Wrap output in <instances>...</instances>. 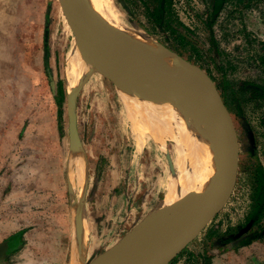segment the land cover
Instances as JSON below:
<instances>
[{"label": "rangeland", "instance_id": "obj_1", "mask_svg": "<svg viewBox=\"0 0 264 264\" xmlns=\"http://www.w3.org/2000/svg\"><path fill=\"white\" fill-rule=\"evenodd\" d=\"M116 1L122 2L123 8L117 7L124 25L136 26L166 46L180 47L174 31L185 33L193 46L187 44L191 52L186 48L180 52L215 82L238 141L229 192L206 227L168 264H264V236L241 246L243 236L226 241L241 228L248 236L264 227V214L246 225L260 185L259 171L264 174V0H227L209 24L207 0H170L166 29L154 27L148 15L156 0ZM53 2L60 4L0 0V176L10 168L14 197L10 211L2 204L0 214L10 212L17 225L9 255L12 264H70L68 221L54 215L62 209L66 215L70 212L67 199L64 206L60 205L64 197L56 199L59 193L64 195L72 130L82 143L90 175L85 197L90 252L84 264L98 252L108 256L119 242L131 244L138 225L162 205L169 174L176 173L170 137L164 138L163 148L149 134L141 143L119 100L118 87L95 68L88 79H78L77 89L71 87L73 124L69 121L67 60L75 42L68 23L51 15ZM31 186L32 202L26 198ZM40 196L49 198V207L45 208L47 198ZM65 223L68 236L62 239L48 242L34 232Z\"/></svg>", "mask_w": 264, "mask_h": 264}, {"label": "bare ground", "instance_id": "obj_2", "mask_svg": "<svg viewBox=\"0 0 264 264\" xmlns=\"http://www.w3.org/2000/svg\"><path fill=\"white\" fill-rule=\"evenodd\" d=\"M86 1L97 18L103 21L128 46L155 58L171 73H181L186 76L200 78L198 74L202 71L197 66L185 60V58L154 37L143 34L136 26L124 25L118 15V12H120L118 4L121 6L120 2L116 0ZM51 15L57 22L66 25L67 18L65 17L61 3L57 6L53 2ZM67 27H70L75 42L74 49L70 50L67 60V91L69 92L68 95H70V93L72 94L71 87H76L78 79L81 76L83 77L89 69L95 68L97 70V65L83 54L76 43L73 29L70 25ZM99 73L103 77H107L105 74ZM90 76L91 72L85 79H88ZM112 83L118 87L119 100L124 105L127 116L132 120L133 128L136 131L134 133L140 137V139L138 137V140L142 143L144 135L149 134L163 148L164 145L162 143L164 142V138L170 137L175 152L173 162L176 173L169 174L165 182V195L162 205L143 219L140 224L145 221L144 226L134 236L132 243L121 252L118 264H134L138 260L135 255H139L147 241L162 227L163 222L167 219L168 216L165 213V208H168L172 202L182 196L181 211L187 210L197 193L201 191L209 176L213 173L217 157V130L200 113L189 110L183 105L173 103L167 97L145 94L147 95L146 98L150 97L152 100H144L143 98L130 95L128 91L124 90L126 86H123L121 83L117 84L114 81ZM212 83L215 84L213 79ZM154 99H157V101ZM223 103L227 108L224 100ZM68 152L67 169L69 181L71 185H78L80 191L79 199L75 200L73 198L74 202L71 210L72 244L70 246L69 260L70 264H84V257L90 252V248H88L87 239L88 218L85 201L83 204L80 200L82 199L85 187L88 189L90 175L87 171L82 143L76 129L71 131ZM16 220L18 219L16 218ZM9 257V254L2 252L0 254V264H10ZM106 259L104 252H98L87 264H105Z\"/></svg>", "mask_w": 264, "mask_h": 264}, {"label": "water", "instance_id": "obj_3", "mask_svg": "<svg viewBox=\"0 0 264 264\" xmlns=\"http://www.w3.org/2000/svg\"><path fill=\"white\" fill-rule=\"evenodd\" d=\"M60 3L77 45L91 62L96 63L99 72L143 97H147L145 94L164 96L196 111L217 130L215 168L204 187L187 210L181 211L182 196L176 199L169 206L162 227L147 241L139 255H135L138 260L134 264H168L197 237L230 190L238 158V141L231 115L216 85L204 72L198 74L200 78L171 73L155 58L121 40L97 18L86 0H60ZM72 101L70 93L67 108L69 121L73 124ZM144 222L138 229L141 230ZM129 245L120 242L114 245L107 253L105 264H118L121 252Z\"/></svg>", "mask_w": 264, "mask_h": 264}, {"label": "crops", "instance_id": "obj_4", "mask_svg": "<svg viewBox=\"0 0 264 264\" xmlns=\"http://www.w3.org/2000/svg\"><path fill=\"white\" fill-rule=\"evenodd\" d=\"M45 47V44H44ZM44 47H43V55H42V59L44 62ZM70 141V138L68 139V142ZM68 161V160H67ZM10 170V168L8 167L7 169L3 170L1 172V176H0V209L3 207L2 204H7L8 205V209L10 211V206H12V199H14V197H12V184L10 183L11 180V176L10 174H8L7 172ZM48 177L50 175H47ZM49 180V178L47 179ZM64 183H65V187L64 189V195L62 194H58L57 199H62V197H64V203L62 204V202H60V205L64 206V204H66V199H67V204L66 206L69 207V214L66 215V213H64L63 209L61 211V213H56L54 215V217H57V220H62L63 222L68 221V229H69V238H71V219H72V204L74 202L73 198L75 200L79 199V189H78V185H71V182L69 181V173H68V169H67V165L65 168V173H64ZM73 191V194H72ZM86 193H87V187H85L84 192H83V196L82 199L80 201H82V203L84 204L85 201V197H86ZM2 197V198H1ZM27 200H29L30 202L33 201L34 199V191H33V186L30 187V193L27 195ZM39 198H47L45 201V208L50 206V202H49V198L47 196L44 197H39ZM64 208V207H63ZM12 214L10 212L7 213H2L0 214V254L3 252L5 254H11L13 252L14 249V245H13V239L16 237L17 234V225L15 222V219L12 218ZM48 220H50V216L48 218ZM65 224H62L61 227L59 224H57L56 229L54 228L55 225H48L47 230H42L39 232V229L34 231L36 232V236H38V238L40 239H47L48 242L51 239L57 238V239H62V237H65L66 233L68 236V229L65 230ZM72 240V239H71ZM57 245H60V242L57 243ZM13 254V253H12ZM10 264H12V262H9Z\"/></svg>", "mask_w": 264, "mask_h": 264}, {"label": "trees", "instance_id": "obj_5", "mask_svg": "<svg viewBox=\"0 0 264 264\" xmlns=\"http://www.w3.org/2000/svg\"><path fill=\"white\" fill-rule=\"evenodd\" d=\"M226 1L227 0H207V6H208L207 12L208 13H207L206 21L208 22V24L219 15ZM169 5H170V0H156L155 7H153V9L148 13V15H151L153 17L154 27H162L163 25L167 24L168 20L166 19H167V16H169V12H168ZM174 33L177 34V39L179 40L181 45L180 47L179 46L173 47L171 45H168V47L174 50L181 57L186 58L180 51H183L186 48V51L191 52V49L187 48V44H190V47H192L193 45L187 40V36L185 35V33L178 32L176 30L174 31ZM44 44H45V41H44ZM44 67H48L46 53L44 55ZM58 92H59L58 102H59V105H61L62 99L64 98V91L62 88H60ZM259 175H260L259 177L260 185L256 191V196L254 197L253 207L246 221V225L254 224L256 220L259 217L261 218V216L264 214V174L262 170L259 171ZM241 229L235 235H233L231 238H229L226 241L229 242L231 239L236 240L237 237L243 236L241 240H239L238 242L239 245L241 246V245H247L251 243L252 241L260 239L264 236V227L262 229H259L257 233H253L248 236H245L247 233L241 232Z\"/></svg>", "mask_w": 264, "mask_h": 264}]
</instances>
